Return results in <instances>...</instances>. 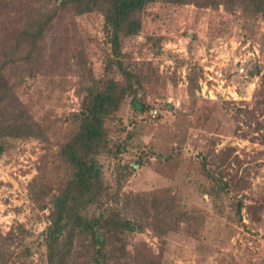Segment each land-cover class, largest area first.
Returning <instances> with one entry per match:
<instances>
[{
  "label": "trees",
  "instance_id": "obj_1",
  "mask_svg": "<svg viewBox=\"0 0 264 264\" xmlns=\"http://www.w3.org/2000/svg\"><path fill=\"white\" fill-rule=\"evenodd\" d=\"M188 6L240 15L247 22L243 30L252 28L253 19L264 23V0H0V157L18 142L40 143L43 153L28 185L29 197L33 212H49L39 234L25 224L0 232V264H175L167 256L171 235L186 237L198 254L194 264L209 258L218 263L221 250L204 234L211 212L189 204L199 192L217 202L224 231L240 226L252 233L262 221L264 193L256 198L247 191L253 171L263 166V152L251 164L236 155L235 147L216 152L219 137L207 136L202 137L209 141L206 151L186 165L182 145L169 140L160 147L158 136L149 144L142 138L145 124L156 120L150 118L158 110L152 89L167 86L168 78L154 61L137 60L126 43L144 35L154 55L161 56L166 38L149 31L164 15L158 7L170 13ZM83 17L102 18V38L80 31ZM261 73L257 68L235 74L250 84ZM174 74L170 78L178 86L180 76ZM199 75L207 79L202 68ZM197 78H189L191 94L202 90ZM73 88L80 102L70 114L59 117L37 106L45 89L47 100L55 92L61 99ZM253 96L251 106L237 110L238 117L255 121L260 132L264 76ZM215 101L228 105L223 98ZM154 159L153 171L160 176L156 188L126 191L138 169L152 166ZM184 170L182 183H176ZM186 188L190 192L184 196ZM244 210L250 224L244 222ZM149 231L158 239L156 249L142 238Z\"/></svg>",
  "mask_w": 264,
  "mask_h": 264
},
{
  "label": "rangeland",
  "instance_id": "obj_2",
  "mask_svg": "<svg viewBox=\"0 0 264 264\" xmlns=\"http://www.w3.org/2000/svg\"><path fill=\"white\" fill-rule=\"evenodd\" d=\"M158 11L162 13L161 15L164 14L162 20L153 23L149 31L166 38L162 45V55H154L144 35L129 39L126 43V50L137 60L154 61L160 66L161 75L168 78L167 86L161 83L157 88L152 89L157 99L156 109L159 111V116L155 121H148L145 124L142 138L149 144L155 136H158L156 140L158 146L160 144L163 146L169 140L172 141V145L178 147L182 145L186 165L198 162L195 157L200 151H206L205 145L209 141L207 140L206 143L202 137L207 138V136L219 137L218 145L215 146L216 152L226 147H235L236 155L242 160H252L251 164H255L253 157L258 152H263L259 160L263 166L257 172L253 171L252 190L247 191V194L258 198L264 193V137H262L264 130L256 132L255 121H241L237 110L245 108L249 103L250 106L252 105L254 92L262 84L264 23L253 19L249 24L252 28L243 30V24L247 22L240 15L232 18L223 10L212 12L188 6L171 10L170 13L160 7ZM78 23L83 34L102 38V18L83 17ZM92 46L96 51V43H92ZM93 58L94 61L97 60V57ZM179 61H185V65L181 66ZM196 65L197 70H195ZM98 67H100L99 63L97 69ZM240 67L245 69L243 75L257 68H262V73L252 83L247 84L248 80H243L235 74L236 71L239 72ZM200 68L204 69L206 74H211L210 82L215 84V89L209 86L212 94L206 89V93L202 90L194 94L190 92L189 78L200 77ZM175 71L180 76L178 86H174L170 78L175 76ZM226 76H229V80ZM198 81L199 84H204L202 80L198 79ZM38 85L37 82L34 84L32 95L36 93ZM159 91L160 95L157 93ZM235 93L237 96L233 97ZM47 95L48 91L45 89L44 98L37 106L46 111L54 110L55 115L59 117L70 114L69 112L75 111L79 106L80 100L75 88L61 99L59 92L53 93L51 98L45 100ZM217 98L227 100L228 105L216 104ZM167 106L169 108H166ZM43 112H40V115H43ZM124 113L125 119H128V112ZM261 120L264 124V117ZM42 153L40 143L29 140L16 143L0 157V232L6 234L17 224L34 228L37 234L45 228L49 212H33L28 189V185L38 173L36 163ZM153 162L152 166L138 169L126 191L138 192L156 188L155 182L160 180V176L153 171L156 166L155 159ZM186 172L188 171L184 170L179 174L176 183H182ZM193 175L203 178L198 173ZM189 192V188H186L182 195H187ZM191 192L195 193V189L192 188ZM196 196L197 200L189 204L194 208L211 212L204 233L209 239L205 241L221 250L218 263L214 261L215 259L209 258L206 264H264V239L261 238L264 235V212L260 215L262 221L255 223L252 233L237 226L231 234L229 231H224L225 219L219 216L220 212L214 208L217 202L212 204L211 198L200 195V192ZM221 207L223 206L220 205ZM243 214L245 224H250L246 210ZM221 232L222 237L217 239L218 242L213 241V237L218 238ZM152 234L149 231L148 234L142 235V238L156 249L158 239ZM189 246V241L184 235H171L170 252L167 256L176 259L175 264H194L198 254ZM33 260L37 263V257Z\"/></svg>",
  "mask_w": 264,
  "mask_h": 264
},
{
  "label": "built area",
  "instance_id": "obj_3",
  "mask_svg": "<svg viewBox=\"0 0 264 264\" xmlns=\"http://www.w3.org/2000/svg\"><path fill=\"white\" fill-rule=\"evenodd\" d=\"M239 72H240V74H244L245 73V69L244 68H242V67H240L239 68ZM211 74H207L206 75V77H207V79L205 80V81H202V82H204V84L202 85V91L204 92V93H206L205 92V89L208 91L209 90V92L212 94V90H210V87H209V85H208V82H210V81H212V78H210L209 76H210ZM246 78H248V76H246ZM226 79V78H225ZM222 83H224V81H222ZM222 85H224V84H222ZM212 88H214L215 89V84L214 85H212ZM217 93H219V92H217ZM235 96H237V93H235L234 95H233V97H235ZM158 116H159V114H158V110H152L151 112H150V118H152V119H157L158 118Z\"/></svg>",
  "mask_w": 264,
  "mask_h": 264
}]
</instances>
